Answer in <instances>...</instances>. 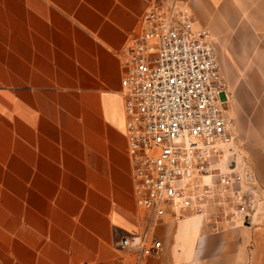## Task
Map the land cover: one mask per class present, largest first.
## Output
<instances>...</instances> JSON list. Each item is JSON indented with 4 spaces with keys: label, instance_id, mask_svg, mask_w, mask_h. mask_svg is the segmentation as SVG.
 <instances>
[{
    "label": "crops",
    "instance_id": "obj_1",
    "mask_svg": "<svg viewBox=\"0 0 264 264\" xmlns=\"http://www.w3.org/2000/svg\"><path fill=\"white\" fill-rule=\"evenodd\" d=\"M170 0H0V264H264V0H177L207 27L237 149L262 185L248 217L169 214L156 254L140 231L119 52Z\"/></svg>",
    "mask_w": 264,
    "mask_h": 264
},
{
    "label": "built area",
    "instance_id": "obj_2",
    "mask_svg": "<svg viewBox=\"0 0 264 264\" xmlns=\"http://www.w3.org/2000/svg\"><path fill=\"white\" fill-rule=\"evenodd\" d=\"M119 54L133 193L149 219L117 244L139 257L156 254L162 243L155 225L163 216L178 220L212 204L223 215L253 214L262 185L238 152L209 29L185 3L151 5Z\"/></svg>",
    "mask_w": 264,
    "mask_h": 264
},
{
    "label": "rangeland",
    "instance_id": "obj_3",
    "mask_svg": "<svg viewBox=\"0 0 264 264\" xmlns=\"http://www.w3.org/2000/svg\"><path fill=\"white\" fill-rule=\"evenodd\" d=\"M139 29H140V27H139ZM139 29H138V31L134 34V37L138 35V33H139ZM130 233H131V232H130Z\"/></svg>",
    "mask_w": 264,
    "mask_h": 264
}]
</instances>
